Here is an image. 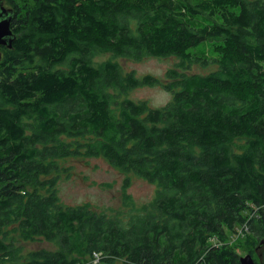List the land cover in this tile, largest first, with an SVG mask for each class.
Masks as SVG:
<instances>
[{"label":"trees","instance_id":"1","mask_svg":"<svg viewBox=\"0 0 264 264\" xmlns=\"http://www.w3.org/2000/svg\"><path fill=\"white\" fill-rule=\"evenodd\" d=\"M12 8L15 39L0 47V264H240L228 246L239 230L250 253L264 247V0ZM209 41L212 57L195 52ZM94 51L177 63L161 81L93 66ZM145 86L170 102L125 96ZM75 157L102 158L155 194L134 209L124 192V219L64 206L55 183ZM34 240L58 249L18 245Z\"/></svg>","mask_w":264,"mask_h":264},{"label":"rangeland","instance_id":"2","mask_svg":"<svg viewBox=\"0 0 264 264\" xmlns=\"http://www.w3.org/2000/svg\"><path fill=\"white\" fill-rule=\"evenodd\" d=\"M3 2L6 8L12 10L13 2L20 4V0H3ZM216 43L215 41L204 43L195 49V52L212 57L213 46ZM91 62L96 67H100L106 62H113L122 71H134L138 76L152 75L164 81L166 80V72L175 68L177 60L173 57H144L141 61L135 62L117 57L111 52L94 51ZM213 70L214 67L212 66L203 68L195 65L190 71L207 74ZM125 96L135 102L145 101L151 108H163L171 100V94L157 86L138 87L127 91ZM60 166L62 172H60L55 183V189L64 206L88 204L91 209L98 213L114 216L120 212L124 219L130 212L129 208L124 207L123 204L124 192L130 197L134 209L148 203L155 194L153 184L132 174L122 173L102 158H68L60 163ZM18 245L22 247L23 252L38 249L55 251L58 249L57 244L44 240L22 241ZM228 246L241 258L250 255L253 262L261 264L264 261V247L260 244L252 248L253 253H250V248L240 235H231ZM97 262L98 260L95 259L92 261L93 264H97Z\"/></svg>","mask_w":264,"mask_h":264},{"label":"water","instance_id":"3","mask_svg":"<svg viewBox=\"0 0 264 264\" xmlns=\"http://www.w3.org/2000/svg\"><path fill=\"white\" fill-rule=\"evenodd\" d=\"M14 12L4 6L3 0H0V47L4 46L8 49L11 48L12 42L15 39L11 29L10 22L12 21ZM264 215V212H263ZM240 264H254L250 255L239 259Z\"/></svg>","mask_w":264,"mask_h":264},{"label":"built area","instance_id":"4","mask_svg":"<svg viewBox=\"0 0 264 264\" xmlns=\"http://www.w3.org/2000/svg\"><path fill=\"white\" fill-rule=\"evenodd\" d=\"M239 235L242 236L241 230H239L238 233L236 234V236H239Z\"/></svg>","mask_w":264,"mask_h":264},{"label":"bare ground","instance_id":"5","mask_svg":"<svg viewBox=\"0 0 264 264\" xmlns=\"http://www.w3.org/2000/svg\"><path fill=\"white\" fill-rule=\"evenodd\" d=\"M15 14V13H14Z\"/></svg>","mask_w":264,"mask_h":264}]
</instances>
